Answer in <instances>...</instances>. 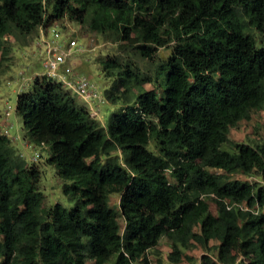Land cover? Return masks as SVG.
<instances>
[{"label":"trees","instance_id":"trees-1","mask_svg":"<svg viewBox=\"0 0 264 264\" xmlns=\"http://www.w3.org/2000/svg\"><path fill=\"white\" fill-rule=\"evenodd\" d=\"M66 15L140 59L170 52L147 72L99 60L107 119L46 74L18 96L74 205L46 206L41 168L0 132V264H147L164 236L173 263L195 243L201 264H264V139L229 138L264 108V0H0V43Z\"/></svg>","mask_w":264,"mask_h":264},{"label":"rangeland","instance_id":"rangeland-1","mask_svg":"<svg viewBox=\"0 0 264 264\" xmlns=\"http://www.w3.org/2000/svg\"><path fill=\"white\" fill-rule=\"evenodd\" d=\"M58 25H51L50 28H57L61 35V40L75 38L82 47L81 53L72 54L71 61L73 68L78 74L89 76L95 81L103 94L112 87L113 77L107 76L100 67L99 60L107 56L120 57L124 60H130L140 66V69L152 71L160 61L159 57H166L170 52L171 45L163 46L157 52L154 60L149 62L146 59H140L127 50V44L115 39L114 35L103 34L92 30L87 22H80L69 16H64L57 20ZM251 32L257 37L264 39V29L258 30L250 26ZM36 31L29 35L17 37L7 34L0 43V58H3L0 67V132L7 133L12 139L13 145L24 156L28 164L36 163L42 170V176L39 182L40 189L43 191L46 206L54 205L57 202L64 206L72 207L74 202L70 201L63 192L65 180L57 173L55 166L47 161L48 149L44 145L34 144L25 138L23 124L24 116L17 112V98L20 94L29 92L37 77H41L46 72L44 58L45 50H40L36 42ZM49 37V35H48ZM146 87H153V84L147 82ZM68 88V87H67ZM70 89V88H68ZM70 91L77 97L79 102L90 108L91 103L74 90ZM94 104L100 106V117L107 119L108 115L119 108L118 104L106 101H94ZM99 114V113H98ZM229 138L232 141L256 143L264 139V108L255 109L249 119H243L231 128ZM230 143H224L223 148L231 149ZM233 178L241 177L243 179L255 180L256 177H247L240 174H232ZM119 193L111 196L110 204L116 206ZM212 209L214 205L212 202ZM171 250V242L168 237L160 239L156 248L150 251V260L147 264H201V257L205 250L192 243L190 248L185 250L181 261L173 263L169 260L168 253ZM215 255L214 251H209ZM112 264V263H109Z\"/></svg>","mask_w":264,"mask_h":264},{"label":"built area","instance_id":"built-area-1","mask_svg":"<svg viewBox=\"0 0 264 264\" xmlns=\"http://www.w3.org/2000/svg\"><path fill=\"white\" fill-rule=\"evenodd\" d=\"M51 25H58V22L41 26L36 36L37 46L40 50H45L46 53L44 58L45 74L63 83L65 87L74 90L76 94L89 101L92 113L98 114L99 105L93 102L96 100L106 101L105 95L100 90L99 85L89 76L78 74L70 60L73 53L77 54L83 51L82 47L75 38L63 39L62 41L57 28H50ZM237 205L243 207L242 203H237ZM227 206L230 208L232 205L228 204Z\"/></svg>","mask_w":264,"mask_h":264}]
</instances>
